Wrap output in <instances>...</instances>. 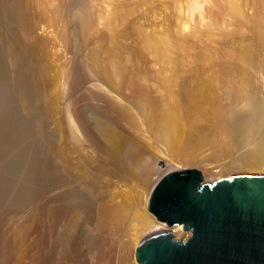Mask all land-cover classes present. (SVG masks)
<instances>
[{"label":"bare ground","instance_id":"6f19581e","mask_svg":"<svg viewBox=\"0 0 264 264\" xmlns=\"http://www.w3.org/2000/svg\"><path fill=\"white\" fill-rule=\"evenodd\" d=\"M18 4L32 20L29 57L55 114L52 189L50 197L43 187L38 196V263L33 264L55 261L59 249L71 245L75 249L64 248L67 264L72 251L75 264H121V245L137 264L134 249L149 232L167 229L183 239L190 234L147 209L161 176L191 165L204 180L222 172L225 177L264 173V0ZM2 9L7 10L1 8L0 18ZM78 41L90 45L73 50L74 59L66 57L68 46L80 51ZM6 76L0 72V143L5 150L19 138L11 136L18 118L8 116ZM46 215L54 224L49 225L50 239ZM63 239L72 244L64 246ZM78 241L94 243L95 248L87 244L95 250L94 259V252L90 261L91 252ZM24 256L23 264H32L28 251Z\"/></svg>","mask_w":264,"mask_h":264},{"label":"rangeland","instance_id":"374dc122","mask_svg":"<svg viewBox=\"0 0 264 264\" xmlns=\"http://www.w3.org/2000/svg\"><path fill=\"white\" fill-rule=\"evenodd\" d=\"M0 2H1L0 10L1 8H4V9L7 8V10L5 9V12L2 9L3 10L2 12L4 14L1 13V18H0V20H2L0 21V48H1L0 52H2L0 53V60L3 61V62L0 61V66H1L0 68L1 69L3 68L2 69L3 71H0V72H2V74L6 76L7 75L6 72L8 71V75L6 76L8 77V79H6V81L10 83V85L7 84L10 86V87L8 86L10 90L7 88L9 91L8 92V100H9L8 103L9 104L8 103L7 104H8L9 109H12L10 110L12 112L10 114L8 113V116H11L13 118L15 117L18 118L16 119V121H18L17 123L16 121L15 122L13 121L14 123H12L13 124L12 127L10 123L8 124L9 128L11 127L10 129L14 130V132L9 130L8 135L10 136V131L12 132L11 136L15 137L16 134L17 135L19 134L18 135L19 138L17 139L16 144H6V150L4 149L3 145H2L3 146L2 148L1 143H0V151H1V148L3 149L2 153L0 152V154H4L2 158L0 157L1 158L0 159V184H1L0 185V264H23L24 258H25L24 254L26 251H28V254L30 255L31 260L33 261V262L31 261V263L33 264L35 261L38 263V260L35 257L36 251H37V243L35 241L39 240L37 235H38V232L40 231V230L38 231L36 228L40 223V217H39L40 214L38 215V211H39L38 209L39 208V204H38L39 197L38 196H39V193L42 187L45 189V191L48 190L45 193L47 197H50V193H51L50 191L52 189L50 182H51V177L53 173L51 171V167H52V160H53L52 158L54 155L55 114L53 113L52 108L50 106L49 98L45 95L42 86L38 83L39 81L37 80L36 75L34 74L35 66L33 65V61H32L33 55L31 54L32 52L29 51L32 49V46L29 49V45L31 44V41L29 40L32 39L31 33H34L32 20L29 14L27 13V11L23 8V6L22 5L20 6L18 4L19 0L18 1L17 0L16 1L0 0ZM6 11L9 13L8 15L6 14ZM13 17L15 20L13 19ZM8 29L10 30L8 31ZM77 44H78L77 47H79V45L80 47H82V48H79L80 51L78 50V48L72 49V46L71 47L68 46L65 48L68 54V55L66 54V57L70 59L71 58L74 59L76 54H74L73 52L75 51L82 52L83 46L84 48L89 46L90 42L88 41L86 44L82 45L81 42L79 43L78 41ZM30 55L32 58L29 57ZM3 65L4 67L6 66L5 68L8 69L7 71L6 69H4V67H2ZM16 65H19L21 67L19 68V66H17L18 68H16ZM22 72L27 77L26 79L23 78L24 75L22 76ZM35 78L38 82L35 80ZM21 79H23L24 82L21 81ZM6 131H8V129ZM4 151H6V153H4ZM30 165H33L32 166L33 170L31 169L32 171L30 170ZM186 168H196L197 169V167H195L194 165L188 166ZM49 170L51 171V173ZM222 173L220 177H225L226 175H224V173L222 175ZM206 181H212V180H206ZM41 183L42 184L44 183V185H42ZM47 197L46 199L49 200ZM46 212L47 214H51V213H48V211ZM46 217L48 218L47 215ZM51 217H49L50 219L48 218L46 220L48 222L46 223V227L48 228V230L50 226L52 227L54 225V224L50 225V222L52 220ZM51 229L49 230V232L46 229L45 230L46 234L52 233L50 232ZM64 231H62V233ZM65 233H67V231ZM65 233L63 234L65 235ZM75 233L76 232H74L73 234ZM67 235L69 236L68 233ZM47 236L48 237L53 236V234L52 235L47 234ZM73 236L74 238L76 237L75 239L81 238L79 235H77V233H76V236L75 235ZM180 236L181 234L177 235V238L183 239V237L182 236L180 237ZM35 237L38 239H36ZM39 237H40V234H39ZM67 237L66 239H68ZM57 238L59 239L60 237H57ZM57 238L55 237L52 240H56ZM70 238L71 237H69V239ZM49 239L46 238V240L48 241ZM58 239L57 241H59ZM66 239H63L62 244H66L64 243ZM60 240L62 239L60 238ZM33 241L35 242L34 244H33ZM75 242H73L74 245H77ZM48 243H49V246H46L45 248H49L51 252L53 248L50 249V247H52L53 245H50L51 243L50 241ZM54 243H57V245L59 244L56 241H54ZM78 243L79 245L80 244L82 245L83 243L82 246L84 250H86L85 248L88 247V252L90 251L91 253L89 254L88 252H86L87 251L86 250L85 251L86 254L88 253L87 254L88 257L87 256L86 257L90 258L89 260L91 261L90 255L95 250L94 251L91 250L90 249L91 247L88 246L87 244L91 245L92 242L90 241H88L87 243L85 242L86 245H84V242L78 241ZM62 244H59V245H62ZM67 244L64 246L68 247L70 246V244H72V242L69 245ZM55 245L54 247L56 248L57 245L56 246ZM92 245L95 248L94 243ZM64 246L62 245L61 247L63 248ZM121 246H120L121 249L118 250L120 251L119 255L121 256V258H119L118 257L119 255H117L116 253L118 259L119 260L121 259V264H129V263L133 264L132 261L129 260V258H131L130 256L131 252L129 253V250H126V247L124 246L121 247ZM58 247L60 248V246ZM64 248L63 250L60 248L59 250H61L62 252L59 251L58 253H56L58 251L57 248L55 249V251L56 250L57 251L54 252V254L56 253L57 256L55 255L56 258L55 257L54 258L52 257V258L55 259V261L54 260L53 261L56 264H67L68 261L65 262L66 259L63 258V256H65L68 252L65 254L64 250L66 248L65 249ZM70 248H69V251L72 249H75V246L71 245ZM25 249L27 250L25 251ZM60 253H62L63 255L61 254L62 256L61 255L59 256ZM69 253L70 254L68 256L69 257L72 256L70 257L72 261L71 264L77 263L76 260L73 259L74 257L73 254L75 253H73V251ZM94 255H95V252L93 255H91L93 256L92 259H94ZM133 255H134V252H133ZM57 257L59 259L62 257L64 260L61 262ZM133 258H134L133 260H135V256ZM53 261L51 262L48 260L47 263L53 264ZM91 262L88 261L89 264H95L94 260Z\"/></svg>","mask_w":264,"mask_h":264},{"label":"water","instance_id":"95a60500","mask_svg":"<svg viewBox=\"0 0 264 264\" xmlns=\"http://www.w3.org/2000/svg\"><path fill=\"white\" fill-rule=\"evenodd\" d=\"M147 209L190 234L149 232L134 249L138 264H264V173L206 181L196 168L176 169L155 184Z\"/></svg>","mask_w":264,"mask_h":264}]
</instances>
